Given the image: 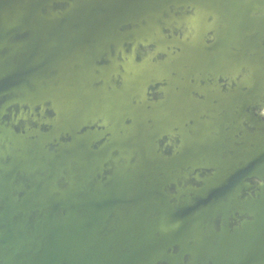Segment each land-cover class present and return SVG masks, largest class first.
Returning a JSON list of instances; mask_svg holds the SVG:
<instances>
[{"label": "water", "instance_id": "water-1", "mask_svg": "<svg viewBox=\"0 0 264 264\" xmlns=\"http://www.w3.org/2000/svg\"><path fill=\"white\" fill-rule=\"evenodd\" d=\"M0 264H264V0H0Z\"/></svg>", "mask_w": 264, "mask_h": 264}]
</instances>
